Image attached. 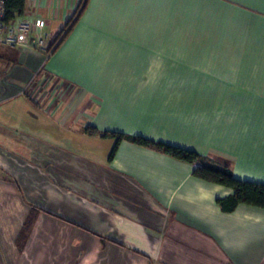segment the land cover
I'll return each instance as SVG.
<instances>
[{
    "label": "crops",
    "instance_id": "1",
    "mask_svg": "<svg viewBox=\"0 0 264 264\" xmlns=\"http://www.w3.org/2000/svg\"><path fill=\"white\" fill-rule=\"evenodd\" d=\"M37 18L48 46L64 31L47 59L0 44V264H264L263 207L86 130L264 184V0H26L15 21Z\"/></svg>",
    "mask_w": 264,
    "mask_h": 264
},
{
    "label": "trees",
    "instance_id": "2",
    "mask_svg": "<svg viewBox=\"0 0 264 264\" xmlns=\"http://www.w3.org/2000/svg\"><path fill=\"white\" fill-rule=\"evenodd\" d=\"M5 7V20L12 22L15 21L17 16H20L24 13L26 0H5ZM82 11L83 7L82 10L77 11L74 17L69 21V27L72 26V23H74L79 17L78 13ZM63 32H61V34L56 37L53 45H58ZM86 130L91 134L102 133L104 136H110L116 139L109 155L110 159H112L116 154L120 142L123 139H127L138 145L153 148L177 159L195 164L196 167L193 171V174L196 177L212 183L223 185L234 190L233 194L217 198V203L220 205L223 211L232 212L241 203L264 208V184L237 179L234 176L232 169L228 165L221 167L212 164L206 156L201 155L195 150H190L162 140H155L142 135H130L114 131L101 132L98 128L92 125H89Z\"/></svg>",
    "mask_w": 264,
    "mask_h": 264
},
{
    "label": "built area",
    "instance_id": "3",
    "mask_svg": "<svg viewBox=\"0 0 264 264\" xmlns=\"http://www.w3.org/2000/svg\"><path fill=\"white\" fill-rule=\"evenodd\" d=\"M5 14V0H0V44L38 50L44 53L45 59L52 54L56 45H53L54 41L47 45L49 35L42 31L45 24L42 18H37L35 22L28 19L8 22Z\"/></svg>",
    "mask_w": 264,
    "mask_h": 264
},
{
    "label": "rangeland",
    "instance_id": "4",
    "mask_svg": "<svg viewBox=\"0 0 264 264\" xmlns=\"http://www.w3.org/2000/svg\"><path fill=\"white\" fill-rule=\"evenodd\" d=\"M212 160H214V158H211ZM211 159H209V161H211Z\"/></svg>",
    "mask_w": 264,
    "mask_h": 264
}]
</instances>
